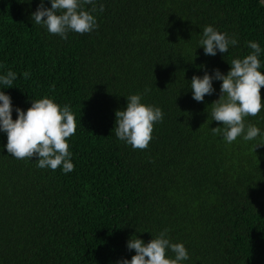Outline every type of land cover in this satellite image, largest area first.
I'll return each mask as SVG.
<instances>
[{"label":"trees","instance_id":"16d2710c","mask_svg":"<svg viewBox=\"0 0 264 264\" xmlns=\"http://www.w3.org/2000/svg\"><path fill=\"white\" fill-rule=\"evenodd\" d=\"M0 264H264L262 0H0Z\"/></svg>","mask_w":264,"mask_h":264},{"label":"water","instance_id":"95a60500","mask_svg":"<svg viewBox=\"0 0 264 264\" xmlns=\"http://www.w3.org/2000/svg\"><path fill=\"white\" fill-rule=\"evenodd\" d=\"M262 2L264 3V0H262Z\"/></svg>","mask_w":264,"mask_h":264}]
</instances>
